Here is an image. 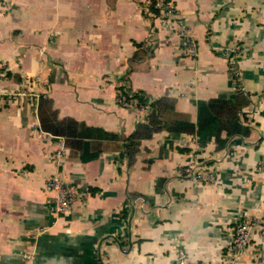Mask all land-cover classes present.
I'll return each instance as SVG.
<instances>
[{
    "label": "crops",
    "instance_id": "crops-1",
    "mask_svg": "<svg viewBox=\"0 0 264 264\" xmlns=\"http://www.w3.org/2000/svg\"><path fill=\"white\" fill-rule=\"evenodd\" d=\"M166 1L194 56L156 0H0V264H226L237 223L264 220V0ZM121 87L167 100L163 124L239 91L247 135L217 150L161 128L129 153L150 109ZM55 176L77 193L63 214Z\"/></svg>",
    "mask_w": 264,
    "mask_h": 264
},
{
    "label": "trees",
    "instance_id": "trees-1",
    "mask_svg": "<svg viewBox=\"0 0 264 264\" xmlns=\"http://www.w3.org/2000/svg\"><path fill=\"white\" fill-rule=\"evenodd\" d=\"M234 79L239 80L237 77ZM118 97L123 98L126 102L135 101L134 107L138 109L146 108L148 105L146 95L142 92L125 91L121 87L118 89ZM244 105V97L237 91L230 100L211 99L207 102H198L195 122L176 118L163 124V116L167 109H170V104L167 100L160 99L153 105H148L150 112L144 125L139 126L137 131L128 138L126 148L129 149V153H132L133 149L130 148L134 146L135 142H138L140 138L150 137L153 131H159L162 128L170 133L195 135L202 145L212 139L216 144V149H221L227 138L247 135L248 129L240 120V112ZM73 123L71 121L69 125H73ZM84 129L83 136L89 137L91 129L88 127Z\"/></svg>",
    "mask_w": 264,
    "mask_h": 264
},
{
    "label": "built area",
    "instance_id": "built-area-1",
    "mask_svg": "<svg viewBox=\"0 0 264 264\" xmlns=\"http://www.w3.org/2000/svg\"><path fill=\"white\" fill-rule=\"evenodd\" d=\"M154 9L158 13V18L160 20V24L163 28L169 29L171 31H175L181 39L179 42V46L183 48V51L190 56L195 55V43L188 38L186 35L187 31L185 27L180 23L179 17L177 16L175 6L166 1V0H156L154 4ZM32 93L29 92H18L15 93L17 96H31ZM118 103L125 108L134 107L136 105L135 101H124L123 98L118 97ZM56 159H60L59 153L55 156ZM187 177H191L194 181H203V183L212 185L217 182V174L216 171L213 170L212 167L206 168H198L195 165H190L182 171ZM47 188L53 190L55 196L52 198V210L55 214H63L67 212L73 203L77 200V193L71 187H68L61 183L57 176L50 178L47 181ZM246 218L244 220H240L236 227L232 231V250L236 252H243L245 247L248 244V236L249 230L252 229L253 226L258 223L257 220H251ZM33 256L31 254H25L24 260L26 264H31ZM179 264H189L185 261L184 255H180Z\"/></svg>",
    "mask_w": 264,
    "mask_h": 264
},
{
    "label": "rangeland",
    "instance_id": "rangeland-1",
    "mask_svg": "<svg viewBox=\"0 0 264 264\" xmlns=\"http://www.w3.org/2000/svg\"><path fill=\"white\" fill-rule=\"evenodd\" d=\"M235 73H238L236 71ZM257 220V219H255ZM251 221V220H250ZM255 226L249 230L248 244L239 253L232 250V245H228L225 254L226 264H261L264 260V220H257Z\"/></svg>",
    "mask_w": 264,
    "mask_h": 264
},
{
    "label": "water",
    "instance_id": "water-1",
    "mask_svg": "<svg viewBox=\"0 0 264 264\" xmlns=\"http://www.w3.org/2000/svg\"><path fill=\"white\" fill-rule=\"evenodd\" d=\"M261 264H264V260L262 261V263Z\"/></svg>",
    "mask_w": 264,
    "mask_h": 264
}]
</instances>
